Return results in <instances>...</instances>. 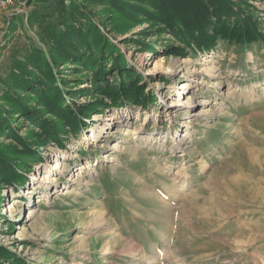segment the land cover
Segmentation results:
<instances>
[{
    "label": "rangeland",
    "instance_id": "374dc122",
    "mask_svg": "<svg viewBox=\"0 0 264 264\" xmlns=\"http://www.w3.org/2000/svg\"><path fill=\"white\" fill-rule=\"evenodd\" d=\"M1 1L0 106L12 127L0 130V248L10 253L0 250V264H264V0H245L238 12L255 27L254 40L218 38L210 50L184 48L163 25L121 15L108 0H76L104 21L117 46L111 54L127 68L107 65L99 82L118 89L135 79L141 88L117 103L98 93L96 65L56 66L48 54L40 25L69 13V0ZM38 47L62 80L69 111L94 108L75 128L42 113L60 138L34 145L31 129L44 132L14 104L20 97L38 105L36 92L5 81L13 60ZM17 135L28 154L16 152ZM73 187L79 195H64Z\"/></svg>",
    "mask_w": 264,
    "mask_h": 264
},
{
    "label": "trees",
    "instance_id": "16d2710c",
    "mask_svg": "<svg viewBox=\"0 0 264 264\" xmlns=\"http://www.w3.org/2000/svg\"><path fill=\"white\" fill-rule=\"evenodd\" d=\"M139 5L138 9L131 10L134 4L125 3L122 0H108L115 8V12L133 16L142 14L155 25H163L164 30L168 31L177 40H179L184 48L192 49L194 47L201 50H210V46L218 38L227 39L229 41H241L243 38L254 40L253 34L255 27L251 23L241 17L243 3L245 0H131ZM76 0H69L67 9L69 13L60 14L55 21L47 26L40 25L41 30L47 36L48 54L56 66L61 60L65 62H78V64L88 65V70L93 71V65H96V88L98 93L110 96L113 102L117 103L115 96L121 95H138L142 92L141 88H137L138 81L130 80L132 85L120 84L115 89L107 80L99 82L102 73L109 65L111 72L116 70L127 71L126 65L121 59L116 58L115 54H111L112 50H117L108 37L103 33L101 27L106 24L93 11L89 10L85 4L77 3ZM144 6L151 8L146 11ZM247 28H249L247 30ZM198 48V49H199ZM152 50V49H149ZM92 52H97L96 57H90ZM46 52L41 47L29 48L21 53V60L14 59L11 67L7 70V80L5 86L7 89L16 88L24 90L30 87L31 92L35 90L36 102L38 105L31 106L26 103L23 98L16 97L14 110H23L26 116L36 118L34 126L40 128L44 133L35 134V129H31L30 135L26 139L32 140L31 144L36 145L35 139L40 142L43 138L58 139L59 130L57 122H46L40 115L47 112L53 114L58 122L67 124L71 128L75 126H83L82 118L94 108V103H90L78 112L69 111L67 102L63 99V91L60 89L62 80L55 75V71L48 65L46 66ZM79 60V61H77ZM96 63V64H95ZM36 69L42 74L43 79L34 78L30 72ZM65 70V69H63ZM57 72H62L59 70ZM93 84V81H91ZM36 84V85H34ZM105 84H109L106 86ZM10 92L5 93V98L10 97ZM143 96V94H142ZM143 100L141 96H137V102ZM144 101H149L144 97ZM143 102V101H142ZM142 104V103H141ZM140 104V105H141ZM106 106V105H105ZM7 109L0 106V130L3 131L4 126L12 127L8 116H5ZM63 133V131H62ZM21 140L22 151L15 149L18 153L28 154L26 149L30 148L24 142V139L17 135L15 140ZM20 142V141H19ZM13 162H8L6 168L12 170ZM16 176V174H15ZM8 181L15 180L6 178ZM2 257H9L10 253L2 248Z\"/></svg>",
    "mask_w": 264,
    "mask_h": 264
},
{
    "label": "bare ground",
    "instance_id": "6f19581e",
    "mask_svg": "<svg viewBox=\"0 0 264 264\" xmlns=\"http://www.w3.org/2000/svg\"><path fill=\"white\" fill-rule=\"evenodd\" d=\"M184 63H186V62H180V63H178L177 64V67L176 68H180V67H182L183 66V64ZM175 69V68H174ZM191 70V69H190ZM186 86H187V84L186 83H182V86H181V89H183V88H186ZM191 104H193V102H192V100L190 99V101H189V105H191ZM181 105V104H180ZM194 105H192V107H193ZM203 115H205L206 113H202ZM187 127H189L188 125H187ZM128 133H126V135H127ZM186 137V136H185ZM183 144V143H182ZM187 144V143H186ZM182 147H184L183 148V150L184 149H188V147H186L185 148V146H183L182 145ZM252 151V150H251ZM253 152V151H252ZM251 153V152H250ZM252 154V153H251ZM104 161H108V162H111V161H113V159L111 158V159H109L107 156H104ZM60 166L61 165H56L55 166V169H57V170H60ZM90 168V167H89ZM89 168L87 167V166H85V169L86 170H89ZM178 174H180V175H185V176H187L188 175V173L185 171V170H183V169H180L179 171H178V173H177V175ZM81 177V175H77V178L76 179H79ZM35 180H37V178H34ZM45 179V181L47 182V180H52V181H55V178H53V177H48V176H46L45 178H43L42 180H44ZM58 190V189H57ZM56 192V191H55ZM57 193V192H56ZM63 193V192H62ZM79 190H78V188H75V187H73V188H71V189H69V190H67L66 191V193L64 194V195H71V196H75V195H79ZM35 210L34 209H31V210H29V215H28V217H27V220L28 221H30V220H32V219H34L35 218ZM101 214V213H100ZM100 214H98V216L100 215ZM101 216V215H100ZM102 216H103V214H102ZM81 237V235H78V237H77V243H79L78 245H83V242H84V240L82 239V238H80ZM83 248V247H82ZM81 248V249H82ZM85 250V249H84Z\"/></svg>",
    "mask_w": 264,
    "mask_h": 264
},
{
    "label": "built area",
    "instance_id": "2783aa9c",
    "mask_svg": "<svg viewBox=\"0 0 264 264\" xmlns=\"http://www.w3.org/2000/svg\"><path fill=\"white\" fill-rule=\"evenodd\" d=\"M6 4H7V1H1L0 2V7H2V6L4 7Z\"/></svg>",
    "mask_w": 264,
    "mask_h": 264
}]
</instances>
